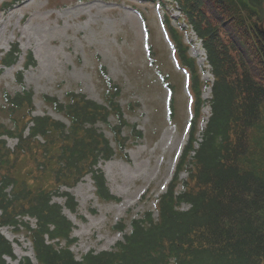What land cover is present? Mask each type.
Listing matches in <instances>:
<instances>
[{
	"label": "trees",
	"instance_id": "16d2710c",
	"mask_svg": "<svg viewBox=\"0 0 264 264\" xmlns=\"http://www.w3.org/2000/svg\"><path fill=\"white\" fill-rule=\"evenodd\" d=\"M21 1L13 0L5 7ZM172 3L202 39L215 79L209 102L211 116L201 128L206 83L198 74L196 61L188 56V45L183 43L186 30L174 27L166 11L163 24L173 44L174 57L188 74L193 99L189 141L177 162L174 179L156 200L154 211L131 219L130 232L123 234L110 251H90L77 260L71 251L76 243L73 225L63 209L53 203V197L59 188L71 189L90 175L100 201L118 202L102 171L95 167L109 161L117 151H124L130 136H141L138 131L122 136L126 126L123 120L110 128L113 148L96 127L98 123L109 127L112 113L122 119L119 87L102 67L105 105L80 93L69 92L65 104L43 96L68 119V126L49 117H31V92L3 94L0 118L7 114L11 125L0 122V227L26 229L36 264H264V180L242 173L237 165L246 153L247 132L259 121V105L264 101V0ZM20 55L13 47L0 60V66H14ZM25 59L26 67L34 64L31 54ZM16 77L20 83V74ZM166 79L163 77L162 82ZM172 107L171 100L170 121L174 118ZM200 132L202 142L196 149ZM38 136L43 144H39ZM4 138L17 139L15 151L7 147ZM35 144L38 154L34 152ZM182 173L188 174L187 181L180 182ZM64 198L66 210L73 213L77 204L69 194ZM17 218L34 220L35 227ZM125 230L123 220L114 227V232ZM5 257L14 259L11 244L0 235V264H7ZM19 264L33 263L24 258Z\"/></svg>",
	"mask_w": 264,
	"mask_h": 264
},
{
	"label": "rangeland",
	"instance_id": "374dc122",
	"mask_svg": "<svg viewBox=\"0 0 264 264\" xmlns=\"http://www.w3.org/2000/svg\"><path fill=\"white\" fill-rule=\"evenodd\" d=\"M11 3L13 0L0 1V60L13 47L21 55L14 66H0V106L4 93L31 92V117H49L68 126V119L46 103L43 96L65 104L69 92L80 93L105 105L106 84L101 77L104 67L107 77L120 89L118 105L123 115L119 119L112 113L109 127L101 123L96 127L113 148L110 128L123 120L126 126L122 136L136 131L141 134L140 139L130 136L124 151H117L109 161L99 162L95 167L102 171L110 193L118 202L100 201L90 175L71 189L59 188L53 197V203L63 209L73 225L76 243L71 251L77 260L90 251H110L123 239V234L130 232L131 219L154 211L155 202L166 191L178 157L189 141L190 126L186 125L191 118V96L187 77L175 63L172 44L164 32V9L159 7L158 0H22L5 7ZM173 15L177 18L178 13L173 11ZM177 24L180 22H173L174 26ZM182 40L185 45L192 41ZM193 44L188 56L196 57L198 74L202 81H208L211 76L204 55L198 43ZM29 54L34 64L26 67L25 58ZM16 74H20V83ZM163 77L168 79L162 82ZM207 94L203 95L206 100ZM171 100L174 118L170 121ZM203 112L209 117V107ZM6 115H1L0 122L10 127L11 117ZM27 130L28 127L24 129L25 136ZM37 139L39 144L44 143L41 137ZM16 146L17 139L7 140L11 151ZM37 147L35 144V154L39 153ZM237 165L242 173H252L264 180V101L259 105V121L247 132L246 153ZM185 177L182 175L181 179ZM10 191L11 188L8 194ZM65 194L77 204L73 213L66 210ZM17 220L35 227L34 220ZM121 220L126 230L114 232ZM9 227L0 228L13 248L14 259L5 257L6 262L18 264L29 258L36 264L26 229Z\"/></svg>",
	"mask_w": 264,
	"mask_h": 264
},
{
	"label": "bare ground",
	"instance_id": "6f19581e",
	"mask_svg": "<svg viewBox=\"0 0 264 264\" xmlns=\"http://www.w3.org/2000/svg\"><path fill=\"white\" fill-rule=\"evenodd\" d=\"M0 1H2V0H0ZM3 234V233H2ZM4 235V234H3ZM5 236V235H4ZM6 237V236H5Z\"/></svg>",
	"mask_w": 264,
	"mask_h": 264
}]
</instances>
